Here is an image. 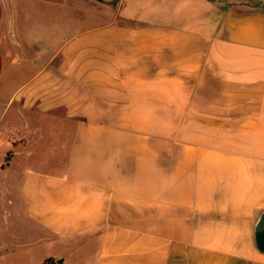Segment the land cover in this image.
<instances>
[{
  "label": "crops",
  "instance_id": "crops-1",
  "mask_svg": "<svg viewBox=\"0 0 264 264\" xmlns=\"http://www.w3.org/2000/svg\"><path fill=\"white\" fill-rule=\"evenodd\" d=\"M89 3L0 0V169L64 156L16 182L37 264H264V0Z\"/></svg>",
  "mask_w": 264,
  "mask_h": 264
},
{
  "label": "rangeland",
  "instance_id": "rangeland-1",
  "mask_svg": "<svg viewBox=\"0 0 264 264\" xmlns=\"http://www.w3.org/2000/svg\"><path fill=\"white\" fill-rule=\"evenodd\" d=\"M66 2L67 17L71 13L78 14L79 12L89 11L90 14V3L91 0H61ZM97 16V14H93ZM98 17V16H97ZM73 18H69L66 21L70 22ZM38 28L37 26L35 27ZM23 33L26 32L24 28ZM19 127H23L22 122H18ZM24 128V127H23ZM31 157L24 158L20 166H14L11 169H0V264H37V260L44 255L47 251H54L56 254L62 251L59 243L54 242L55 240L44 241L39 238V234L31 230L22 231L24 224L20 227H16L15 211L16 207L20 205L22 211H25L24 201L21 195L18 194L16 188V182L21 173L26 172L29 169H38L44 172H60L64 168V156H61V161L53 159L57 154L46 150V146L35 145L31 149ZM62 155L64 151L61 152ZM22 156V155H21ZM19 156V158L21 157ZM52 158V160L46 161L44 159ZM5 160V153L0 152V163ZM21 177V176H20ZM24 222V217L21 215ZM27 219V218H25ZM27 227V226H26ZM18 229V232H17ZM30 229V228H29ZM16 231V232H15ZM19 243L20 248L17 251L12 252L11 249L6 250V246H10L14 243ZM26 243H31L26 245ZM3 248V249H2ZM60 256V254H58Z\"/></svg>",
  "mask_w": 264,
  "mask_h": 264
},
{
  "label": "water",
  "instance_id": "water-1",
  "mask_svg": "<svg viewBox=\"0 0 264 264\" xmlns=\"http://www.w3.org/2000/svg\"><path fill=\"white\" fill-rule=\"evenodd\" d=\"M256 237L258 245L261 250H264V212L260 215V218L256 224ZM59 263L63 262V258H58Z\"/></svg>",
  "mask_w": 264,
  "mask_h": 264
},
{
  "label": "trees",
  "instance_id": "trees-1",
  "mask_svg": "<svg viewBox=\"0 0 264 264\" xmlns=\"http://www.w3.org/2000/svg\"><path fill=\"white\" fill-rule=\"evenodd\" d=\"M41 264H57L53 256L47 257Z\"/></svg>",
  "mask_w": 264,
  "mask_h": 264
}]
</instances>
